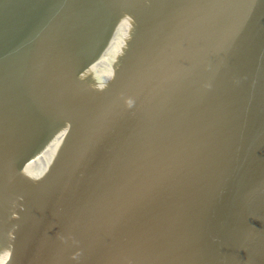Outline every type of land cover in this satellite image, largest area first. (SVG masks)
<instances>
[{"label":"water","instance_id":"water-1","mask_svg":"<svg viewBox=\"0 0 264 264\" xmlns=\"http://www.w3.org/2000/svg\"><path fill=\"white\" fill-rule=\"evenodd\" d=\"M0 264H264V0H0Z\"/></svg>","mask_w":264,"mask_h":264}]
</instances>
